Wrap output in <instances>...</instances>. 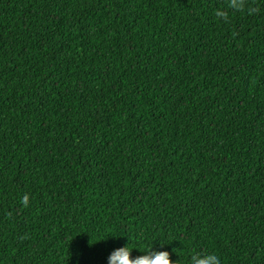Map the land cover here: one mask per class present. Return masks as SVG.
<instances>
[{"label": "trees", "instance_id": "obj_1", "mask_svg": "<svg viewBox=\"0 0 264 264\" xmlns=\"http://www.w3.org/2000/svg\"><path fill=\"white\" fill-rule=\"evenodd\" d=\"M237 3L0 0V264H264V0Z\"/></svg>", "mask_w": 264, "mask_h": 264}, {"label": "clouds", "instance_id": "obj_2", "mask_svg": "<svg viewBox=\"0 0 264 264\" xmlns=\"http://www.w3.org/2000/svg\"><path fill=\"white\" fill-rule=\"evenodd\" d=\"M233 4L235 7H240L237 0H233ZM130 252L131 248L127 244L114 249L109 254V264H113L114 261H119L120 264H174L167 250L154 251L151 255L145 253L135 258L131 257ZM191 264H219V261L214 254L200 256L197 253L192 256Z\"/></svg>", "mask_w": 264, "mask_h": 264}]
</instances>
